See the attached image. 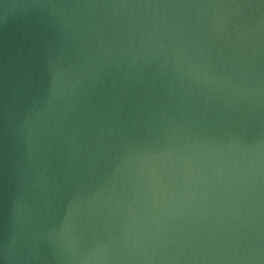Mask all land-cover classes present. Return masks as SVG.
<instances>
[{"label":"water","instance_id":"95a60500","mask_svg":"<svg viewBox=\"0 0 264 264\" xmlns=\"http://www.w3.org/2000/svg\"><path fill=\"white\" fill-rule=\"evenodd\" d=\"M0 264H264V0H0Z\"/></svg>","mask_w":264,"mask_h":264},{"label":"clouds","instance_id":"9594fccd","mask_svg":"<svg viewBox=\"0 0 264 264\" xmlns=\"http://www.w3.org/2000/svg\"><path fill=\"white\" fill-rule=\"evenodd\" d=\"M85 7H87V5H84ZM210 7H213V8H216V7H219L221 9H224V8H232V7H246L245 5H232V4H223V5H210Z\"/></svg>","mask_w":264,"mask_h":264}]
</instances>
